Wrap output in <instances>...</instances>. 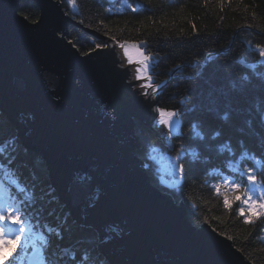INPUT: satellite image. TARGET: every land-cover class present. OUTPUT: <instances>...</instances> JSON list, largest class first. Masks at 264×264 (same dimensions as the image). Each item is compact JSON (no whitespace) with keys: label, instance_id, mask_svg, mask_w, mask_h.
Masks as SVG:
<instances>
[{"label":"trees","instance_id":"obj_1","mask_svg":"<svg viewBox=\"0 0 264 264\" xmlns=\"http://www.w3.org/2000/svg\"><path fill=\"white\" fill-rule=\"evenodd\" d=\"M55 1L75 23L67 27L65 38L78 53L106 49L109 42H115L137 44L150 57L151 83L164 82L155 106L175 111L180 121L179 131L168 142L150 125L135 121L139 142L135 155L150 184L170 195L175 204H182L192 226L208 225L251 264H264L263 216L245 209L240 215L244 205L235 196L243 189L232 192L221 186L217 194L213 187L224 176L239 180L248 169L264 181V57L260 55L264 51V0ZM17 4L20 16L28 22L37 19L38 9L31 0ZM107 55L102 61L120 87L119 96L128 97L122 73L111 52ZM194 128L203 134L202 139L195 136ZM0 148L4 149L0 152L3 198L22 204L29 214H38L39 219L32 220L40 225L37 231L45 223L60 226L59 237L44 233L49 244L42 249V263L108 264L96 252L95 231L69 218L48 185L44 163L19 146L12 125L1 113ZM182 150L188 153L185 176L179 190L169 189L160 182L159 162L174 163ZM193 152L196 163L190 162ZM11 179L32 191L33 203L22 200ZM243 183L247 185V180ZM224 196L231 202L229 208L224 207ZM246 217H251L248 224ZM63 248H71L75 259H60Z\"/></svg>","mask_w":264,"mask_h":264},{"label":"water","instance_id":"obj_2","mask_svg":"<svg viewBox=\"0 0 264 264\" xmlns=\"http://www.w3.org/2000/svg\"><path fill=\"white\" fill-rule=\"evenodd\" d=\"M17 1L0 0V113L44 163L69 218L95 231L97 253L108 264H251L208 225L192 226L135 155V121L165 142L179 131L157 122L164 82L145 96L148 81L137 78L148 77L145 69L125 64L117 68L129 96L120 97L102 61L107 51L119 61L114 47L80 54L65 38L75 23L58 1L31 0L34 22L17 13Z\"/></svg>","mask_w":264,"mask_h":264},{"label":"snow or ice","instance_id":"obj_3","mask_svg":"<svg viewBox=\"0 0 264 264\" xmlns=\"http://www.w3.org/2000/svg\"><path fill=\"white\" fill-rule=\"evenodd\" d=\"M131 7V6H130ZM132 11L135 12L136 9L132 8ZM68 43H72L70 40ZM143 43V42H141ZM135 47V45H133ZM120 47H124V44H121ZM127 54V53H126ZM262 57H264V51L260 53ZM142 62L145 64V69L147 67V62L150 57L147 55H143L141 53ZM131 62V60H130ZM138 73L141 71L137 69ZM138 79H146L148 82L141 85L145 89L143 95L148 96L147 89L153 88L151 83V77H141L138 75ZM156 95V90L153 89V97ZM156 112L158 113L157 122L160 125H164L169 129V132L175 130L176 127L180 125V121L177 119V113L172 110L157 108ZM224 119H227V115H225ZM195 136L199 138H203V134L200 131L195 130ZM217 135H219L217 133ZM4 149L0 148V152H3ZM188 153L185 151H181L175 162L171 165L172 171L169 172L166 176L161 177V182L165 184L169 189L179 190L183 178L185 176V159ZM193 160L191 163H196V153H192ZM147 168V165H144ZM247 180V185H244L243 181ZM11 184L16 186V189L19 193L22 194V200L29 204L33 203V193L27 188L23 187L21 184L17 182L15 179H11ZM264 183V181H258L256 174L252 169H248L246 174L241 173V178L237 180L234 177L224 176L221 178L218 184L214 185V189L217 194L220 193L221 186H224L230 189L232 192H241V195H236L235 200H241L244 205L248 206V210L251 212L253 209L259 207L264 210V196L260 198L261 203L257 204V200L253 198L252 193L260 186V184ZM2 188V185H0ZM242 195L245 197L242 199ZM224 207H230V200L228 196H224ZM5 210H7V214H5ZM244 208L240 209V215H244ZM259 215L264 216V211H261ZM39 219V215L36 213L29 214L22 204H2L0 205V264H14L13 254L16 252L17 247L21 246V242L23 239V248L25 251L29 249V246L33 249V254L40 256L43 260V256L41 255L42 249L47 247L49 244V240L44 234H55L57 237L61 235L60 226L53 227L49 226L47 223L43 225L42 231H37L36 229L40 227L39 224L34 225L32 223L33 218ZM251 222V217H246L244 220L245 224ZM66 223V218L61 221V226ZM12 225L15 227H8L5 229L4 225ZM231 239V237H229ZM59 258L63 259L67 256L69 259H75V252L71 248H63L59 252ZM84 260L88 259L87 253H85ZM52 264H56V261H52Z\"/></svg>","mask_w":264,"mask_h":264},{"label":"rangeland","instance_id":"obj_4","mask_svg":"<svg viewBox=\"0 0 264 264\" xmlns=\"http://www.w3.org/2000/svg\"><path fill=\"white\" fill-rule=\"evenodd\" d=\"M121 44H124V47H120ZM108 45L109 47H114L113 55L114 57L119 59V61H115L116 67H121L125 64L137 63L145 69V64L144 62H142V57H141L142 51L139 49L137 44L109 42ZM133 45H135V47ZM148 71H149V61L147 62V67L145 69L146 76H148ZM13 131L15 133L14 129ZM19 146L23 148L20 144ZM23 150L30 152L29 150L24 149V148ZM30 153H33V152H30ZM172 164L173 163H170V162H159L160 182H161V177L166 176L169 172L172 171V168H171ZM252 195H253V198L257 200V204L261 203L262 201L260 200V198L264 196V188H262V186L257 187V189L252 193ZM2 204H5V203H3L0 200V205ZM244 209L251 214H259L261 211H264L260 209L259 207H257L250 212L248 210L247 205H244ZM5 214H7V210H5ZM263 220H264V216H263ZM4 227L5 229H7L8 227H15V226L5 224ZM13 260H14V264H42L40 256L33 254V249L31 248V246H29V249L27 251L24 250L23 239L21 242V246L17 247L16 252L13 254Z\"/></svg>","mask_w":264,"mask_h":264}]
</instances>
